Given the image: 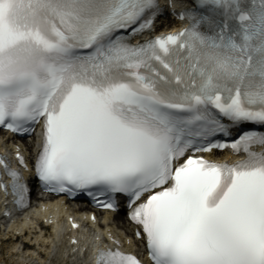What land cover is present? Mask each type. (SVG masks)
<instances>
[{
  "label": "snow or ice",
  "instance_id": "obj_1",
  "mask_svg": "<svg viewBox=\"0 0 264 264\" xmlns=\"http://www.w3.org/2000/svg\"><path fill=\"white\" fill-rule=\"evenodd\" d=\"M163 12L159 0H0V126L43 121V186L109 209L123 194L152 264H264V131L212 139L264 128V0H191L175 13L188 26L133 43ZM228 147L242 158L196 155ZM0 165L23 206L24 178ZM96 264L140 261L102 248Z\"/></svg>",
  "mask_w": 264,
  "mask_h": 264
},
{
  "label": "bare ground",
  "instance_id": "obj_2",
  "mask_svg": "<svg viewBox=\"0 0 264 264\" xmlns=\"http://www.w3.org/2000/svg\"><path fill=\"white\" fill-rule=\"evenodd\" d=\"M73 210L75 211L74 208H71V211ZM49 214H53V213L50 212ZM53 217H56V216H53ZM57 219L61 221L62 217H57ZM114 219L116 223L119 224L122 229H124L125 231L129 229L128 224L125 222V220L121 216H115ZM38 240H40L39 243H38ZM32 241L34 245L37 244V247L33 248L30 251H25L20 256V260L16 261L14 264H63V262L60 261L63 258L62 253L60 251V248H61L60 240L56 239L55 237H52L51 239L50 238L47 239L41 236L40 234H36L32 236ZM63 247H65L64 244H63ZM8 248L6 252L11 251V249L9 248L10 249L9 250ZM67 249H68V245L66 243V247L64 249L63 254L67 252ZM41 250L44 251V255L42 256L36 253V251L39 252ZM72 264H82V261H80L78 258H73Z\"/></svg>",
  "mask_w": 264,
  "mask_h": 264
}]
</instances>
